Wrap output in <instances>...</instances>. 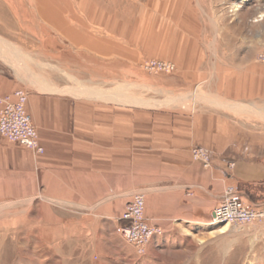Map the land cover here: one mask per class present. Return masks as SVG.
I'll use <instances>...</instances> for the list:
<instances>
[{
  "label": "rangeland",
  "instance_id": "374dc122",
  "mask_svg": "<svg viewBox=\"0 0 264 264\" xmlns=\"http://www.w3.org/2000/svg\"><path fill=\"white\" fill-rule=\"evenodd\" d=\"M261 14L264 0H0V74L28 96L62 101L53 105L65 129L50 141H104L114 167L106 178L145 191L173 183L178 165L194 160L196 146L181 141H192L200 112L239 110V119L264 125V94L236 99L241 79L264 86ZM153 61L174 70L146 68ZM4 150L0 162L20 176L26 152ZM39 177L24 193L11 186L0 195V264H142L145 252L107 228L85 234L90 211L57 207ZM248 196L249 205L264 203V184ZM225 224L199 227L200 258L166 251V264H264V221L219 233Z\"/></svg>",
  "mask_w": 264,
  "mask_h": 264
},
{
  "label": "crops",
  "instance_id": "0c3cea01",
  "mask_svg": "<svg viewBox=\"0 0 264 264\" xmlns=\"http://www.w3.org/2000/svg\"><path fill=\"white\" fill-rule=\"evenodd\" d=\"M252 68L260 67L252 65ZM246 81L241 79L238 87L244 89L238 92L236 99L264 94V86L252 83L245 86ZM16 88L14 82L0 74V96ZM58 101L62 103L45 92L29 94L26 109L44 152L32 154L21 145L10 144L14 143L12 141H0L6 151L18 149L26 152L28 157L26 168L19 161L20 176L10 173L12 168L0 162V195H8L11 186L17 187L12 192L24 193L25 187L33 188L36 183L41 185V175L47 178L49 193L55 194L57 207L90 211L82 214L85 234L99 236L107 228L111 237L125 241L115 230L118 218L123 205L135 193L141 192L145 194L147 222L161 229V233L148 243L142 264H166V251L185 252L189 258H200L202 249L198 229L211 221L212 211L225 197L226 187L241 183L239 192L247 202L248 193L264 184V125L239 119V110L235 115L208 111L193 117L192 141L181 142L185 147H203L210 156L209 166L194 160L189 165H178V179L173 183L152 185L145 191L136 192V183L131 184L130 179L126 184L120 182L119 177L116 180L106 178V172L114 167L109 164L112 159H106L104 141H50L65 129L58 108L53 105ZM39 111L47 115L45 122L37 119ZM27 191L34 192V189ZM256 203L246 204L256 206L263 202ZM89 218L92 222L88 221Z\"/></svg>",
  "mask_w": 264,
  "mask_h": 264
},
{
  "label": "built area",
  "instance_id": "2783aa9c",
  "mask_svg": "<svg viewBox=\"0 0 264 264\" xmlns=\"http://www.w3.org/2000/svg\"><path fill=\"white\" fill-rule=\"evenodd\" d=\"M256 60L264 63V50L257 54ZM145 66L149 69L174 70L172 63L161 61L146 63ZM27 100L28 93L23 89L0 96V136L41 154L44 152V147L39 141L37 129L26 109ZM192 157L204 166H209L211 163L209 154L200 146L192 149ZM118 221L116 232L139 254H143L151 239L161 233L159 227L150 225L145 218V195L141 192L135 193L125 204ZM263 221L264 203L248 206L236 194L235 187L228 186L225 189V197L212 211L210 223L213 225L229 223L248 227L254 222Z\"/></svg>",
  "mask_w": 264,
  "mask_h": 264
},
{
  "label": "bare ground",
  "instance_id": "6f19581e",
  "mask_svg": "<svg viewBox=\"0 0 264 264\" xmlns=\"http://www.w3.org/2000/svg\"><path fill=\"white\" fill-rule=\"evenodd\" d=\"M239 7V6H238ZM264 14H261L260 16H263ZM5 49V48H4ZM8 52V51H7ZM7 54V53H6ZM229 226H231L229 223H226L225 225L221 226L217 231L219 233H226L229 230Z\"/></svg>",
  "mask_w": 264,
  "mask_h": 264
}]
</instances>
